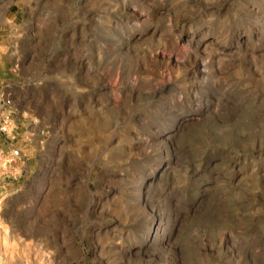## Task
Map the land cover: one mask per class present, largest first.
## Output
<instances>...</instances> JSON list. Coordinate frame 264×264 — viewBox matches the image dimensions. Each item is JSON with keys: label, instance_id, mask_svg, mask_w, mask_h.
<instances>
[{"label": "rangeland", "instance_id": "1", "mask_svg": "<svg viewBox=\"0 0 264 264\" xmlns=\"http://www.w3.org/2000/svg\"><path fill=\"white\" fill-rule=\"evenodd\" d=\"M0 264H264V0H0Z\"/></svg>", "mask_w": 264, "mask_h": 264}, {"label": "built area", "instance_id": "2", "mask_svg": "<svg viewBox=\"0 0 264 264\" xmlns=\"http://www.w3.org/2000/svg\"><path fill=\"white\" fill-rule=\"evenodd\" d=\"M10 99L2 101L0 109V173L12 175L25 162V156L18 143L16 118L9 110Z\"/></svg>", "mask_w": 264, "mask_h": 264}]
</instances>
